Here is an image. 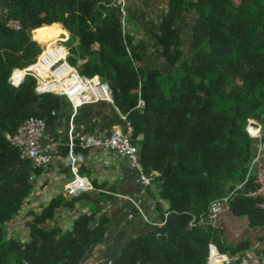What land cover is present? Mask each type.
<instances>
[{
    "label": "trees",
    "instance_id": "1",
    "mask_svg": "<svg viewBox=\"0 0 264 264\" xmlns=\"http://www.w3.org/2000/svg\"><path fill=\"white\" fill-rule=\"evenodd\" d=\"M6 1L7 18L0 20V264H83L111 224L108 214L95 208L71 230L49 228L46 221L67 205L59 202L33 214L27 240L10 235L9 225L33 189L30 178L44 167L33 169L9 135L29 116L44 117L50 125L63 117L68 103L73 109L66 96H39L30 74L15 88L12 74L34 65L47 90L72 93L80 79L72 76L66 50L57 44L64 33L60 24L71 34L70 65L81 76H99L109 84L114 106L133 124L144 171L159 172L152 179L159 189L155 200L169 204L166 224L128 242L113 264H208L209 245L219 235L191 222L201 221L213 201L232 193H237L232 205L255 209L244 194L253 184L247 178L257 139L249 123L264 120V0H169L150 36L170 69L149 71L146 44L124 32L120 13L106 10L103 18L97 6L103 0ZM187 16L195 19L191 59L185 58L178 27ZM12 18L21 21V31L7 27ZM58 61L63 68L52 82L50 66ZM22 76L17 71L14 81ZM100 202L95 199L94 205Z\"/></svg>",
    "mask_w": 264,
    "mask_h": 264
},
{
    "label": "crops",
    "instance_id": "2",
    "mask_svg": "<svg viewBox=\"0 0 264 264\" xmlns=\"http://www.w3.org/2000/svg\"><path fill=\"white\" fill-rule=\"evenodd\" d=\"M168 1L127 0L129 25L126 33L146 44L144 67L148 71L158 68L159 66L155 65L160 64L158 60H155L154 53L156 52L154 51L156 50L149 52L148 47L152 44L155 49L150 33L152 29H159L166 15ZM6 3V0H0V20L7 18ZM60 25L64 31L60 39L65 40L63 47L68 54L65 60L66 66L68 69H74V73L81 76L68 61L72 46L66 44H70L71 34L62 24ZM33 32V40L38 42ZM38 44L41 45L40 42ZM41 47L44 48L45 53L46 48L42 45ZM149 58L150 61L155 60V62H152V67L146 68ZM63 64L64 62H61L58 65L56 62L51 71L52 77L55 75L54 69H62ZM47 84H50V81ZM66 97L71 101L68 96ZM78 100L76 104L79 105L81 101ZM71 103L73 109L68 103L63 111V117L49 125L50 132L61 139L64 144L49 165L37 170L31 176L33 177V179L30 178L33 189L21 213L11 221L10 235L16 239L27 240L30 236L29 224L35 220L33 214H41L52 203L61 202L67 205L56 210L57 215L54 220L46 221L48 227L52 228L59 224L65 230H71L75 220L82 214L90 213L95 208H101L110 217L111 224L104 241L92 247L83 264H113L128 242L136 237L147 235L153 227L162 226L164 219L157 208L160 201L155 200L159 189L155 180L149 186L140 183L138 174L131 168L130 161L126 157L111 150L101 151L90 148L78 150L79 156L77 157L79 175L87 178L91 188L85 191L80 198L73 196L70 192V184L76 176L72 167L70 150L66 144L70 131L74 130L78 136L85 133L103 135L113 128L125 129L123 116L126 114L120 113L114 106V98L113 103L101 101L84 104L77 108L72 101ZM255 121L262 124L264 133V120ZM255 142V158L257 157L260 162L264 163V136L261 139L257 138ZM154 172L159 175V172ZM253 188L254 184L251 186V189ZM98 198H101L100 204L94 205L95 199ZM234 202L235 199L232 204ZM160 203L165 214L168 213L169 204L163 200ZM68 204H73L72 208H68ZM254 204L255 209H252L250 204L237 202L219 216L215 225L219 237L212 244L224 257L223 264H264V211L256 207L255 201ZM209 262L210 259H208V264Z\"/></svg>",
    "mask_w": 264,
    "mask_h": 264
},
{
    "label": "built area",
    "instance_id": "3",
    "mask_svg": "<svg viewBox=\"0 0 264 264\" xmlns=\"http://www.w3.org/2000/svg\"><path fill=\"white\" fill-rule=\"evenodd\" d=\"M97 6L103 12V18L107 16V11L118 12L121 14L122 24L124 32H126L128 16L127 0H103L97 4ZM7 27L14 31H21L23 26L17 19H10L7 22ZM68 54L66 56V59ZM65 59V60H66ZM29 67L25 70L15 69L12 74V86L18 88L24 81L26 75H32L38 81L37 94L39 96L54 93L62 96H68L73 102L75 108L84 104H92L97 102H110L113 103L114 94L108 83L100 80L99 76L86 77L79 76L73 73V77L77 75L80 82L77 80L72 84V94H68L66 91L55 92L45 89L46 85L42 77L32 68ZM17 71H22L23 76L20 80L14 81V76ZM61 69H54L57 73ZM53 81H57V77L53 75ZM81 98V103L78 105L73 99V95ZM85 95H89V98ZM125 129L113 128L109 132L99 135L97 133H85L76 136L74 130L70 131L67 146L70 150L72 158V167L75 172V180L70 184V192L73 196H79L82 192H85L91 188L90 182L87 178H83L79 175L78 157L76 155V148L79 147L82 150L96 148L100 150H111L118 155L124 156L129 159L131 168L138 174L140 183L149 186L153 177L158 174L152 172V175H147L144 171L142 159L140 155V148L135 145L132 140L133 124L128 119L127 115L123 116ZM249 130L254 138H263V126L255 120H251L249 123ZM11 145L17 148L23 159L28 160L33 169H39L49 165L55 154L59 151L60 147L64 144L61 139L55 136L49 130L48 120L41 116L32 115L25 119V121L18 127L15 133L9 135ZM33 179V177H31ZM253 181L254 188L245 192V196L255 201L256 207L264 211V163L260 162L258 158H254L250 163L249 175L247 182ZM244 184L239 187L242 189ZM237 193H232L223 198L213 201L208 210V214L198 221L196 218L191 222V226L195 228L198 225H205L216 228V222L219 216L232 206ZM168 214H165L162 226L166 224ZM209 259L210 264H223L224 257L220 255L215 245H209Z\"/></svg>",
    "mask_w": 264,
    "mask_h": 264
},
{
    "label": "rangeland",
    "instance_id": "4",
    "mask_svg": "<svg viewBox=\"0 0 264 264\" xmlns=\"http://www.w3.org/2000/svg\"><path fill=\"white\" fill-rule=\"evenodd\" d=\"M181 22L180 24H178V27H179V31L182 35V47L184 48L185 50V58H189L191 59L192 56H193V52H194V47H193V25L195 23V19L192 17V16H187V17H181ZM132 20V19H131ZM129 25V21H127V26ZM64 42L65 40L64 39H60L57 41V44L58 45H64ZM42 45V44H41ZM67 46H71V44H66ZM46 48L45 45H42ZM148 50L149 52L152 50L154 51L155 49L152 47V44L149 45L148 47ZM156 53L155 56H156V59L155 60H158L160 64L158 65H155V66H159V68H161L162 70H169L170 67L168 66V63L166 62L165 59H163L161 57V55L158 54L157 51H154ZM161 59H160V58ZM151 59L149 58L148 59V64H146V68H150L152 67L151 64L152 62H155V60L153 61H150ZM59 62V61H58ZM57 62V63H58ZM56 65V63L53 64V67ZM51 68V71L53 70L52 68V65L50 66ZM54 72V71H53ZM78 101H81L80 99ZM100 150V149H98ZM101 151H104V150H101Z\"/></svg>",
    "mask_w": 264,
    "mask_h": 264
},
{
    "label": "bare ground",
    "instance_id": "5",
    "mask_svg": "<svg viewBox=\"0 0 264 264\" xmlns=\"http://www.w3.org/2000/svg\"><path fill=\"white\" fill-rule=\"evenodd\" d=\"M59 63V62H58ZM61 63V62H60ZM20 72H22V71H20ZM23 73V72H22ZM55 75H56V73L55 72H53ZM16 74H17V72H16ZM15 74V75H16ZM15 77V76H14ZM45 89H46V87H45ZM72 94V93H71ZM73 96V99L76 101L77 99H80L81 100V98L80 97H78V96H74V94L72 95ZM86 97H88L89 98V95H85Z\"/></svg>",
    "mask_w": 264,
    "mask_h": 264
},
{
    "label": "water",
    "instance_id": "6",
    "mask_svg": "<svg viewBox=\"0 0 264 264\" xmlns=\"http://www.w3.org/2000/svg\"><path fill=\"white\" fill-rule=\"evenodd\" d=\"M58 65H60V63H58ZM12 82V81H11Z\"/></svg>",
    "mask_w": 264,
    "mask_h": 264
},
{
    "label": "clouds",
    "instance_id": "7",
    "mask_svg": "<svg viewBox=\"0 0 264 264\" xmlns=\"http://www.w3.org/2000/svg\"><path fill=\"white\" fill-rule=\"evenodd\" d=\"M12 83V82H11ZM50 94V93H49Z\"/></svg>",
    "mask_w": 264,
    "mask_h": 264
}]
</instances>
